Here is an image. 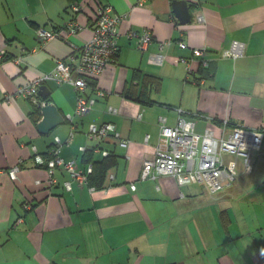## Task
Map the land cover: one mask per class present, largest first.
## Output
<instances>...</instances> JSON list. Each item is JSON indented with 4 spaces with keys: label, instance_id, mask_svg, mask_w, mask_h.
<instances>
[{
    "label": "crops",
    "instance_id": "1",
    "mask_svg": "<svg viewBox=\"0 0 264 264\" xmlns=\"http://www.w3.org/2000/svg\"><path fill=\"white\" fill-rule=\"evenodd\" d=\"M172 1L0 0V264H264V139L261 151L252 153L250 173L242 156H225L236 161L237 176L220 193L171 175L140 179L159 144L161 117L174 127L182 115L197 133L212 129L219 135L239 125L264 134V0H200L186 24ZM74 3H82L83 11L74 12ZM103 4L122 16L116 62L90 81L83 95L96 103L83 116L76 113L72 84H42L49 91L44 101L54 103L66 122L41 133L34 100L14 94L53 70L56 60L78 55ZM72 20L80 29L66 32V40L38 39L39 28L65 32ZM144 29L153 38L141 52L138 38L127 33ZM179 41L189 47L182 49ZM234 41L246 44L245 55L223 56ZM161 46L166 59L151 62ZM202 46L209 48L207 66L193 57L191 48ZM176 57L188 59L191 70ZM99 89L106 96H98ZM103 122L114 123L128 146L114 135L89 139V124ZM54 147L83 172L92 163L86 152L103 159L97 147L115 156V164L102 187L92 189L64 166L50 172L36 161V155L48 160Z\"/></svg>",
    "mask_w": 264,
    "mask_h": 264
},
{
    "label": "built area",
    "instance_id": "2",
    "mask_svg": "<svg viewBox=\"0 0 264 264\" xmlns=\"http://www.w3.org/2000/svg\"><path fill=\"white\" fill-rule=\"evenodd\" d=\"M152 0H139V3ZM191 6L200 4V0H186ZM76 13L83 11L82 3H74L71 6ZM196 20L200 23L205 21L204 15L199 13ZM122 16L114 13V9L109 4L100 6L96 20L93 24L92 38L77 48L78 55L71 54L67 59L56 60V65L50 72L35 78L30 83L20 86L14 95L32 98L35 105L40 106V86L48 80H55L61 83L72 84L78 92L76 113L79 116L87 114L96 103L95 97H86L84 92L89 87L90 81L98 80L105 71L108 64L116 62L120 49L118 37L120 34L119 26ZM80 29V24L72 20L66 25L65 32L49 31L44 28L37 30V37L43 42L60 38L66 40L67 34H74ZM67 32V34H66ZM129 38L137 37L139 40L138 48L141 52L147 50L153 35L150 29H144L142 32L130 30L127 33ZM182 49L188 48L184 41L178 42ZM150 56V61L162 64L166 59V54L162 51ZM193 57L200 58L202 66H207L209 60L206 58L208 46L193 47ZM246 44L243 41H234L231 47L223 50L225 57L238 59L245 55ZM175 63L185 62L191 70V62L184 57H176ZM202 83V81H201ZM100 97L106 96V93L97 90ZM12 96L7 95L9 100ZM109 111L115 113L117 110L110 106ZM181 112V110H179ZM66 119L73 120L72 114H67ZM110 135L119 139V144L123 147L128 146V140L120 138L116 131L115 124L112 122H103L101 124L90 123L87 136L91 140L98 142L104 141ZM73 137L71 133L70 138ZM264 139L263 132L255 129L245 128L235 125L230 129L225 128L221 134L217 135L212 129H207L204 133H197L194 129V123L186 120L179 115L176 126L171 127L166 124L164 117L160 118V140L156 147L155 155L152 159L144 162L140 174L141 180L157 179L161 175H171L182 184L195 183L203 186L210 193H220L226 189L237 176V163L235 160H226L227 154L239 155L244 158L245 171L250 173L253 170L252 153L260 152ZM55 142L61 144L59 137ZM81 150H85L81 147ZM97 151L106 157L110 155L108 150L100 147ZM38 163H44L53 172L57 166H64L73 177L80 183H88V176L93 172V163L88 164L85 171L76 169L74 160L66 161L60 156L59 147L51 150V157L45 160L41 155H36ZM19 167L15 166L9 170L12 179H16ZM70 188V183H66ZM94 189V186H91ZM131 188H136L131 184Z\"/></svg>",
    "mask_w": 264,
    "mask_h": 264
},
{
    "label": "water",
    "instance_id": "3",
    "mask_svg": "<svg viewBox=\"0 0 264 264\" xmlns=\"http://www.w3.org/2000/svg\"><path fill=\"white\" fill-rule=\"evenodd\" d=\"M173 10L175 16L180 23L186 24L192 20L191 5L186 0H173ZM49 91L46 85L40 86V111L42 118L38 122L37 127L41 133H48L54 127L64 124L66 122L64 114L58 109L54 103H46Z\"/></svg>",
    "mask_w": 264,
    "mask_h": 264
},
{
    "label": "trees",
    "instance_id": "4",
    "mask_svg": "<svg viewBox=\"0 0 264 264\" xmlns=\"http://www.w3.org/2000/svg\"><path fill=\"white\" fill-rule=\"evenodd\" d=\"M32 115L34 120L38 121L40 119L41 111L38 105H35ZM85 158L86 161L92 162L94 165L93 172L88 176V184L95 188L102 187L107 169L115 164V156L110 153L109 156L103 157L102 160L94 161L93 153L88 151L85 153Z\"/></svg>",
    "mask_w": 264,
    "mask_h": 264
}]
</instances>
